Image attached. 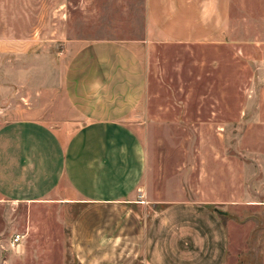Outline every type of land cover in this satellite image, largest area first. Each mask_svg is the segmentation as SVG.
Returning a JSON list of instances; mask_svg holds the SVG:
<instances>
[{"label":"rangeland","instance_id":"374dc122","mask_svg":"<svg viewBox=\"0 0 264 264\" xmlns=\"http://www.w3.org/2000/svg\"><path fill=\"white\" fill-rule=\"evenodd\" d=\"M150 17L194 33L155 36L145 56L149 113L137 129L152 193L141 220L172 202L222 200L212 207L226 211L224 264H264V0H0V127L73 121L63 75L76 48L146 39ZM66 210L0 199V249L78 264ZM16 233L20 247L10 244ZM130 237L121 227L111 253L131 257Z\"/></svg>","mask_w":264,"mask_h":264},{"label":"crops","instance_id":"0c3cea01","mask_svg":"<svg viewBox=\"0 0 264 264\" xmlns=\"http://www.w3.org/2000/svg\"><path fill=\"white\" fill-rule=\"evenodd\" d=\"M157 26L150 17L146 39L76 48L63 75L73 121L21 119L0 127V199L74 211L68 245L78 264H136L144 251L146 264H224L228 256L226 211L212 207L222 200L169 203L145 226L139 215L152 193L137 129L149 113L145 56L155 36L183 41L194 33L176 23ZM123 226L137 245L124 260L109 248ZM33 255L0 249V264H36Z\"/></svg>","mask_w":264,"mask_h":264},{"label":"built area","instance_id":"2783aa9c","mask_svg":"<svg viewBox=\"0 0 264 264\" xmlns=\"http://www.w3.org/2000/svg\"><path fill=\"white\" fill-rule=\"evenodd\" d=\"M23 235H21L20 233H16L14 236H13V239H12V242H13V244H16V245H18L20 242H21V240L23 239Z\"/></svg>","mask_w":264,"mask_h":264}]
</instances>
